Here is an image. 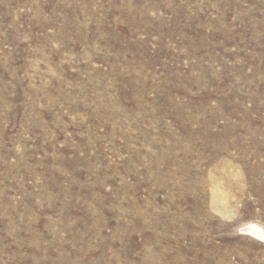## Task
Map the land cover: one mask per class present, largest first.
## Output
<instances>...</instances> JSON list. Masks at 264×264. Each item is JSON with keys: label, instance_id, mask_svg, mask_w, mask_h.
<instances>
[{"label": "rangeland", "instance_id": "obj_1", "mask_svg": "<svg viewBox=\"0 0 264 264\" xmlns=\"http://www.w3.org/2000/svg\"><path fill=\"white\" fill-rule=\"evenodd\" d=\"M264 0H0V264H264Z\"/></svg>", "mask_w": 264, "mask_h": 264}, {"label": "bare ground", "instance_id": "obj_2", "mask_svg": "<svg viewBox=\"0 0 264 264\" xmlns=\"http://www.w3.org/2000/svg\"><path fill=\"white\" fill-rule=\"evenodd\" d=\"M241 234L249 235L264 243V228L256 223H249L241 228Z\"/></svg>", "mask_w": 264, "mask_h": 264}]
</instances>
